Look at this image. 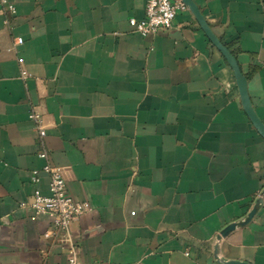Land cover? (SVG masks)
Listing matches in <instances>:
<instances>
[{
    "label": "crops",
    "instance_id": "1",
    "mask_svg": "<svg viewBox=\"0 0 264 264\" xmlns=\"http://www.w3.org/2000/svg\"><path fill=\"white\" fill-rule=\"evenodd\" d=\"M8 1L16 12L0 4V264H66L43 238L51 219L21 206L33 198L42 147L71 198L90 208L70 226L83 264H264V204L255 206L264 139L192 12L142 37L128 21L144 18L146 0ZM191 1L236 60L264 126V0ZM31 113L41 116L43 146ZM37 187L47 193L45 174Z\"/></svg>",
    "mask_w": 264,
    "mask_h": 264
},
{
    "label": "built area",
    "instance_id": "2",
    "mask_svg": "<svg viewBox=\"0 0 264 264\" xmlns=\"http://www.w3.org/2000/svg\"><path fill=\"white\" fill-rule=\"evenodd\" d=\"M0 4L3 9L5 8L4 13L15 15L16 10L13 2L0 0ZM184 10L187 8L181 1L146 0L144 18L141 20L131 18L128 24L139 36L155 35L170 29L176 14ZM21 43L22 40L18 39L15 45ZM31 118L35 123L37 139L43 146L45 132L41 125V116L31 113ZM37 157L43 160L44 164L40 170L32 172L33 198L28 204L21 206L30 207L35 216L44 215L51 219V228L43 234V238L49 239L53 245L59 246L65 252L66 264H83L78 257L79 242L71 233L70 226L76 218L88 212L90 208L87 204L77 203L71 198L66 190L61 169L50 164L48 154L43 147ZM41 174L47 176L46 194H43L37 187L41 182ZM263 204L264 183L255 194V206L260 207Z\"/></svg>",
    "mask_w": 264,
    "mask_h": 264
},
{
    "label": "water",
    "instance_id": "3",
    "mask_svg": "<svg viewBox=\"0 0 264 264\" xmlns=\"http://www.w3.org/2000/svg\"><path fill=\"white\" fill-rule=\"evenodd\" d=\"M187 9H189L194 17L196 18L197 22L199 23L201 29L209 39V41L213 44V46L216 47V49L221 53L223 58L226 60L227 64L231 68L234 78H235V83L236 87L240 96V101L242 104V108L249 118L251 124L253 127L256 129L258 134L264 139V126L262 123L258 120L257 116L252 110L251 104L249 102V98L247 95V90H246V80L244 76L241 74V71L239 69V66L236 62V60L233 58L231 53L219 42V40L213 35V33L210 31L209 27L207 26L204 18L201 16L195 5L191 0H180ZM257 208V207H256ZM253 212L249 215V218L253 215ZM235 224H231L230 226L226 227L220 234L221 237L226 236L230 231H232L235 228ZM219 236V237H220ZM217 252L215 251V254ZM222 264H247V263H241V262H235V261H229V262H221Z\"/></svg>",
    "mask_w": 264,
    "mask_h": 264
}]
</instances>
